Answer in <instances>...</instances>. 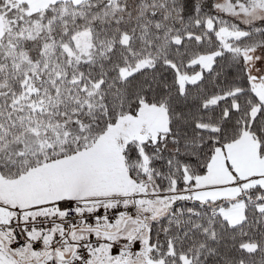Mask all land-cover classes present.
Listing matches in <instances>:
<instances>
[{"label":"snow or ice","instance_id":"6c2138e0","mask_svg":"<svg viewBox=\"0 0 264 264\" xmlns=\"http://www.w3.org/2000/svg\"><path fill=\"white\" fill-rule=\"evenodd\" d=\"M0 264H264V0H0Z\"/></svg>","mask_w":264,"mask_h":264}]
</instances>
